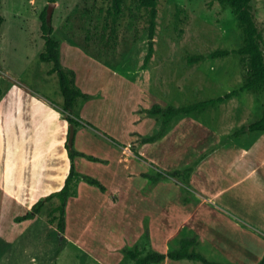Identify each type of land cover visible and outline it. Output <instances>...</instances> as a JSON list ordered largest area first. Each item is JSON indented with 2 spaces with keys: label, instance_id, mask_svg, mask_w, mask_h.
<instances>
[{
  "label": "rangeland",
  "instance_id": "374dc122",
  "mask_svg": "<svg viewBox=\"0 0 264 264\" xmlns=\"http://www.w3.org/2000/svg\"><path fill=\"white\" fill-rule=\"evenodd\" d=\"M109 3L110 0L55 1L50 21L54 26L53 36L60 42V59L65 67L72 64L70 47L87 50L102 64H110L113 65L110 68L129 72L130 77L142 88H150L163 95L167 100V104L162 103L164 105H183L219 96L238 89L243 84L245 70L238 53L207 57L214 49L238 48L243 43L238 19L228 5L220 4L217 0H158L154 52L147 67H143L147 51L148 10L138 8L134 0H125L123 14L113 34L103 26ZM251 4L256 23L264 36V0H252ZM47 5L46 0H0V13L3 16L0 28V231L3 232L0 236V264H132L130 258L123 256V247L120 249L115 241H112L108 249L104 248L101 245L104 235L101 233L92 235L81 232L80 237L91 246L89 250L70 241L79 227L86 229L89 226L85 213L78 219L80 214L72 212V207H69L67 217L65 209V231L60 240L56 220L53 223L48 221L52 214L58 216V211L53 210L59 203L57 197L45 202L38 217L28 221L30 225L22 224L19 227L18 223L11 220L13 217H10L13 213H19L17 210L22 209L24 201L41 199L47 192L57 189V186H53L56 181L40 176L42 166L47 169L64 167V180L71 162V158L67 159V163L63 162L59 155L62 124L66 137L68 124L61 115L63 97L58 77L55 72H48L51 62L40 61L38 58L44 44L40 14ZM198 53L206 57L189 63L187 57ZM97 79L101 80L99 77ZM84 101L78 100L75 112H79ZM263 107L264 90L253 92L243 89L231 98L191 115L203 120L215 128L222 138L229 140L235 139L231 136L235 129L258 118ZM92 109L94 108H90L92 113H89L94 115ZM144 110L146 109L141 111ZM93 117L87 115L88 121L94 124L96 122L91 120ZM96 117L100 120L97 115ZM192 127L184 125L185 137L195 135ZM99 128L108 136L118 139L112 132ZM99 137L111 144L105 137ZM251 137L252 133H249L239 141ZM140 138L141 135L139 142ZM258 145V151H252L254 153L250 155L255 158L260 156L264 161V141ZM73 146L75 148L74 144ZM132 150L134 153L138 151L135 146ZM168 157L175 160V156ZM146 159L145 157L143 160ZM243 160L244 155L239 162ZM244 164L248 166V171L232 178L219 193L221 201L214 204L234 221H231L234 225L222 221L217 237L223 242L221 241L220 246L214 245L204 236L196 234L204 245L200 249L210 259H224L228 255H235L242 243L249 246L256 244L249 239V234H258L264 239V185L246 189L240 182L260 164L256 160H249ZM156 165L165 168L160 164ZM258 169L264 172L262 166ZM155 171L156 169H150L149 173ZM144 173L146 172L142 173L143 176ZM14 188H17L21 202L12 200L10 194ZM229 190L237 191L238 194L228 199L224 195ZM113 199L115 200L114 196ZM115 219L110 217L107 223L114 224L117 228L119 219ZM96 221L99 219H95ZM147 222L149 228L148 218ZM101 224L96 222L98 231L104 227ZM111 237L109 234V239ZM149 239L150 237L145 239L142 234L138 237V242L141 246L144 244L146 248H153ZM59 242L60 250L57 251ZM255 261L251 259L241 263L254 264ZM157 264L202 263L190 259L166 258Z\"/></svg>",
  "mask_w": 264,
  "mask_h": 264
},
{
  "label": "crops",
  "instance_id": "0c3cea01",
  "mask_svg": "<svg viewBox=\"0 0 264 264\" xmlns=\"http://www.w3.org/2000/svg\"><path fill=\"white\" fill-rule=\"evenodd\" d=\"M69 50L72 54V64L68 68L75 72L76 85L83 91L96 95L94 98L85 100L77 113L85 119L87 115L94 116L91 120L96 122L95 125L112 132L124 143L120 148L112 146L93 134L91 130L81 126L76 128L73 137L75 149L97 156L101 160L95 161L75 155L73 158L75 168L99 178L107 186V191L103 192L97 186L84 180L78 182L76 195L69 196L66 203V217L69 207H72V212L80 214L76 215L78 219L85 213L84 216L88 219L89 226L86 229L79 227L77 234H72L70 237V241L80 248L89 250L90 244L80 237L81 232L85 231L92 235L99 233L104 235V241L101 244L104 248L108 249L112 241H115L120 249L131 247L143 234V220L148 218L149 241L153 249L167 251L177 246L180 237L193 234L204 236L209 242L220 246L222 240L218 239L217 235L222 221L225 220L227 224L232 225L234 221L230 216L224 215L214 204L221 201L222 196H219V193L232 178H237L239 173L243 175L245 171H248V166L244 162H249V160L255 162L256 160L264 169V161L259 158L260 156L255 158L250 155L254 153L252 151L257 150L258 144L264 141V131L246 132L239 137H234L235 139L229 138L226 143L206 155L190 176V183L195 190L197 202L193 205H183L179 202L184 192L181 183L167 177L159 180L155 186L150 188V179L142 173H149L150 169H156L154 163L166 169L186 167L209 150L212 145L218 143L222 139L221 134L193 115H182L171 122L160 140L140 143L139 135H151L158 131L161 124L158 116L141 110L150 108L154 101L167 104L166 98L150 88L144 89L136 84L129 72L125 70L110 68L94 58L95 56L77 47L72 46ZM90 108H94L92 109L95 112L94 115L91 114ZM96 115L100 120H97ZM63 119L61 118L62 123ZM186 124L193 126L192 131L196 136L185 137L184 125ZM62 125L63 135L59 155L63 158V162L67 163L70 157L65 146L66 131L64 132V124ZM249 133H252L251 139L239 141ZM182 135L184 136L181 139ZM128 143L131 145L129 146ZM133 146L147 160L136 156L132 150ZM168 155L175 156V160L169 159ZM243 155L245 160L239 162ZM63 168L47 169L42 166L40 176L56 181L53 186H57L58 189L64 182L62 180ZM258 168L252 169V172L246 174V178L240 181L244 184L243 187L247 189L255 185H264V174ZM17 193V188H14L10 196L12 200L21 202ZM237 194V191L229 190L224 196L230 199ZM35 201L32 199L24 201L22 209L17 210L19 213L10 215L13 217L11 220L15 224L18 223L17 226L30 225V222L38 217L40 211L34 217L22 221L15 220V216L29 211ZM110 217L119 219L117 228L114 224L107 223ZM97 218L101 220V226H104L101 231H98L96 227V222L100 223L95 222ZM2 233L1 230L0 236ZM109 234L112 236L111 239H109ZM120 235L123 237L120 238ZM249 239L256 244L249 246V244L242 243L237 254L228 255L224 259L214 257L213 259H223L238 264H244L241 262L253 259L256 260L253 263H257L264 252V239L258 234H249ZM200 246L204 248L202 243Z\"/></svg>",
  "mask_w": 264,
  "mask_h": 264
},
{
  "label": "trees",
  "instance_id": "16d2710c",
  "mask_svg": "<svg viewBox=\"0 0 264 264\" xmlns=\"http://www.w3.org/2000/svg\"><path fill=\"white\" fill-rule=\"evenodd\" d=\"M49 2H55L56 0H46ZM138 8H145L148 10V28H147V51L144 55L142 65L147 67L153 52H154V34L156 27V15H157V1L158 0H134ZM220 4L228 5L232 12L238 19L239 25L243 34V43L238 48H217L207 54V57L215 58L228 55L230 53H238L240 55L241 61L244 65V80L243 84L238 89H232L225 92L222 95L209 97L202 100H196L183 105H164L160 102H154L152 106L145 112L149 114L156 115L160 118V128L157 132L151 135H141L140 142L156 141L162 138L167 132L171 122L182 115H191L195 112H201L210 106H214L217 103L223 102L235 95L239 90L248 89L253 92H258L264 90V36L262 30L258 27L253 9L252 0H217ZM125 0H110L109 6L106 9V14L104 16L103 26L110 29V31L115 34L116 26L119 18L124 11ZM40 28L42 37L44 39L43 49L39 52L38 58L40 61L51 62L52 65L48 72H55L58 77L59 89L63 97L62 102V117L66 120L68 124L67 138L65 146L67 148L71 162L69 165L68 173L64 178L62 186L56 190L50 191L43 198L36 200L31 209L21 215L15 216L16 221H22L24 219L34 217L44 206L45 202L57 197L59 203L55 205L53 210L58 211V216L52 214L48 221L53 223L56 220V227L60 232L65 231V205L69 196L75 195L77 193V184L80 180H84L89 184L97 186L101 191H107V186L97 177L85 174L78 171L73 163V157L75 155H82L90 160H101V158L94 156L92 154H87L85 152L76 150L72 144L68 143V133L69 126L72 124L74 130L81 126L91 130L96 135L105 137L111 144L116 147L123 146L124 144L111 136H108L103 130H101L97 125L92 122L82 118L77 112H75V107L79 99L87 100L95 97L94 94H90L83 91L75 83V72L69 68H66L61 59L59 53L60 42L57 38L53 36L54 26L50 20L47 19V6L42 10L40 14ZM3 22V16L0 13V28ZM86 49V48H85ZM89 53L87 50H85ZM91 54V53H90ZM93 55V54H91ZM95 56V55H93ZM206 57V55L198 53L192 54L187 57L189 63L198 61ZM98 58V56H97ZM108 65V64H107ZM109 66L113 67V65ZM1 92V89H0ZM264 131V107L262 108L261 115L250 121L247 124H242L240 127L235 129L231 136L239 137L246 132H256ZM228 139L223 137L218 143L211 146L209 150L201 154L197 159L192 161L189 165L183 168L176 169H166L156 166V171L154 173H144L150 179V188L155 186V184L164 178L171 177L177 182L181 183L184 187V192L181 195L179 202L183 205H193L197 202L195 196V190L190 183V176L193 170L197 167L199 162L210 152L216 149L218 146L226 143ZM136 155L145 159V157L135 151ZM147 160V159H146ZM264 174V172H263ZM144 232L143 236L148 239L149 228L147 218L144 219ZM57 245V251L60 250ZM201 241L199 236L194 234L191 236H182L179 238L177 246L170 248L167 251H159L150 247H147L139 242L134 243L131 247H123V256L130 258L133 262L132 264H157L166 258L172 260L180 259H190L200 261L202 264H238L228 260H215L210 259L201 249ZM255 264H264V252L261 258Z\"/></svg>",
  "mask_w": 264,
  "mask_h": 264
},
{
  "label": "water",
  "instance_id": "95a60500",
  "mask_svg": "<svg viewBox=\"0 0 264 264\" xmlns=\"http://www.w3.org/2000/svg\"><path fill=\"white\" fill-rule=\"evenodd\" d=\"M54 5H55V2H49L47 5V19L48 20H50L51 18V12H52V8ZM74 133H75L74 126L71 124L69 126V133H68V143L69 144H72L73 142ZM58 235H59V239L61 240V238L63 237V233L59 232Z\"/></svg>",
  "mask_w": 264,
  "mask_h": 264
},
{
  "label": "bare ground",
  "instance_id": "6f19581e",
  "mask_svg": "<svg viewBox=\"0 0 264 264\" xmlns=\"http://www.w3.org/2000/svg\"><path fill=\"white\" fill-rule=\"evenodd\" d=\"M71 215H72V214H70V217H72Z\"/></svg>",
  "mask_w": 264,
  "mask_h": 264
}]
</instances>
